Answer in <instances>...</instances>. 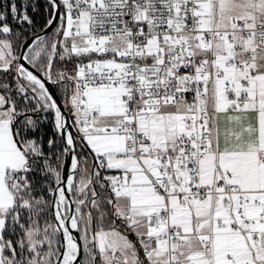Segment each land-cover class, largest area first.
Wrapping results in <instances>:
<instances>
[{"label": "snow or ice", "instance_id": "1", "mask_svg": "<svg viewBox=\"0 0 264 264\" xmlns=\"http://www.w3.org/2000/svg\"><path fill=\"white\" fill-rule=\"evenodd\" d=\"M29 7L0 4V264H264V0Z\"/></svg>", "mask_w": 264, "mask_h": 264}, {"label": "trees", "instance_id": "2", "mask_svg": "<svg viewBox=\"0 0 264 264\" xmlns=\"http://www.w3.org/2000/svg\"><path fill=\"white\" fill-rule=\"evenodd\" d=\"M25 2V5L29 4H39L38 11L33 14L31 7L28 8L30 15H34L35 20L37 21V27L42 28L43 27V20L47 18L48 13L45 11V6H46V0H23ZM24 28L27 27L23 26Z\"/></svg>", "mask_w": 264, "mask_h": 264}, {"label": "built area", "instance_id": "3", "mask_svg": "<svg viewBox=\"0 0 264 264\" xmlns=\"http://www.w3.org/2000/svg\"><path fill=\"white\" fill-rule=\"evenodd\" d=\"M4 2H5V0H0V4H3ZM16 2L18 4V6L25 5V2L23 0H16ZM28 12H29V10H28ZM29 15H30V12H29ZM24 26H26V25H24Z\"/></svg>", "mask_w": 264, "mask_h": 264}]
</instances>
